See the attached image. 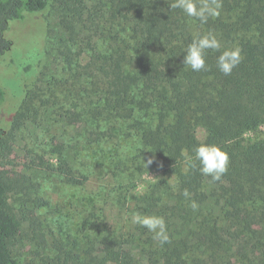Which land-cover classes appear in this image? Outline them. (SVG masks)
<instances>
[{
    "label": "trees",
    "instance_id": "1",
    "mask_svg": "<svg viewBox=\"0 0 264 264\" xmlns=\"http://www.w3.org/2000/svg\"><path fill=\"white\" fill-rule=\"evenodd\" d=\"M171 3L0 0V80L11 69L19 83L18 94L10 88V118L0 117V163L19 122L58 97L54 122L63 123L67 141L44 152L55 164L34 165L68 192L86 185L91 166L84 159L95 155L120 178L112 190L123 193L118 209L128 214L124 224L110 225L95 196L81 202L86 210L70 228L75 218L61 222V207L38 198L37 207L49 214L47 264H264V136L258 135L264 126V0H223L220 15L206 24ZM52 15L59 37L50 27ZM15 30L32 37L23 62L12 58ZM208 31L225 47L241 49L243 59L231 75L219 71V53L212 50L207 71L184 66L193 34ZM52 63L57 77L46 73ZM43 82L57 92L49 91L36 107ZM6 101L0 84V108ZM200 143L227 152L228 171L220 181L200 173L194 153ZM149 157L153 163L146 168ZM189 158L195 167H188ZM151 172L158 177L138 192L136 178ZM8 200L0 181V264H20L12 249L21 221ZM136 212L163 216L169 242L161 245L133 224Z\"/></svg>",
    "mask_w": 264,
    "mask_h": 264
},
{
    "label": "rangeland",
    "instance_id": "2",
    "mask_svg": "<svg viewBox=\"0 0 264 264\" xmlns=\"http://www.w3.org/2000/svg\"><path fill=\"white\" fill-rule=\"evenodd\" d=\"M49 22L50 27L55 29L56 36L58 35L59 37L61 32L58 30L56 17L52 15L49 18ZM28 24L34 26L33 20H30ZM12 35V38L18 42L15 45L16 48L14 49L15 52L12 53V58L23 62L28 58L27 45L32 41V37L30 33L17 30L13 31ZM37 45H39V42H37ZM17 46L21 47V49L25 48L24 52H21ZM49 70L51 72H46L47 75L57 77L59 67H57L56 63L50 64ZM11 74V69L4 70L3 77H1L3 79L0 80L2 88L7 93V101L0 108V117L4 115L6 118H10L13 110L10 103L14 101V98H12L13 90L15 94H18L17 85L19 83L14 81L16 79L15 76L11 78ZM44 79L46 81V78ZM51 86L45 87V82L37 85L38 90L35 94L36 107H39L40 100H46L49 91L52 92L53 87L51 88ZM12 87L13 90L10 89ZM53 91L57 92V89ZM40 93H43L44 97H41ZM57 99L58 97L54 99L51 97L49 101L50 105H47L48 108L46 109L44 106L45 102L43 101L42 108L38 109L36 116L31 113L26 119L24 118L19 122L15 131L8 138L5 161L0 163V181L7 187L9 205L16 217L21 221V226L16 233L15 245L12 249L16 260L20 264H47V260H49L48 258L52 254L50 253L51 248L48 245V237L45 235V231L48 228L44 222L49 217V214L46 210L37 207L39 204L38 198L46 197L61 207V222L65 221L67 224L68 217L71 219L75 218V220L70 221V228H75L76 224H79L80 219L78 215L86 210V206L81 205V202L93 199L95 196H97L102 206L105 207L110 225L116 224L115 222L124 224L128 216L126 209L125 213L119 210L118 197L123 196V193L112 190L116 185L115 181L120 180V178L110 173L104 165H100L102 161L94 159L95 155L84 159V162L91 167L87 166L89 178L86 185L80 188L81 190L79 188H69L70 190L66 192L60 180L54 174L44 173L41 168L38 169L34 165L37 161L42 164L46 162L55 164L56 160L44 154V152L50 146L67 141L61 132L63 123L60 122L58 125L56 124L57 122H54L56 116H58L54 113L56 111L54 103ZM258 135L264 136V126L259 129ZM245 137L250 138L254 137V135L247 134ZM119 141V144L122 146L128 145L123 139H119ZM157 177V173H145L136 178L134 185L138 189V192H142L146 183L154 181ZM97 192L99 194L94 195ZM111 196L113 197V203L110 202ZM25 199L29 201L26 202ZM74 209H77L75 213H73ZM118 211L122 214L118 213ZM38 219L44 222V225L42 224L43 227L40 225ZM37 222L39 224L32 227Z\"/></svg>",
    "mask_w": 264,
    "mask_h": 264
},
{
    "label": "clouds",
    "instance_id": "3",
    "mask_svg": "<svg viewBox=\"0 0 264 264\" xmlns=\"http://www.w3.org/2000/svg\"><path fill=\"white\" fill-rule=\"evenodd\" d=\"M171 9H181L188 17L195 18L201 24H206L209 18L220 15L223 0H172L169 5ZM209 50L218 52L216 64L219 71L225 76L231 75L233 70L241 63L243 57L238 46L225 47L217 35L208 31L206 33H194L191 43L185 49L183 64L192 71H207L206 55ZM195 160L199 162V171L202 175L211 177L213 182L220 181L227 173L229 156L219 145L211 143H200L194 149ZM153 163L149 157L143 165L147 168ZM188 167H195L191 158ZM184 196L190 194L184 190ZM195 207V204H193ZM131 222L146 228L153 233V238L161 245L169 242L167 224L163 216L147 215L136 212L131 217Z\"/></svg>",
    "mask_w": 264,
    "mask_h": 264
}]
</instances>
